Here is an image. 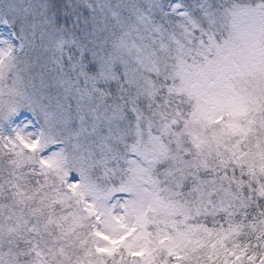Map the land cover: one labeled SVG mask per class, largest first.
<instances>
[{"label":"snow or ice","instance_id":"6c2138e0","mask_svg":"<svg viewBox=\"0 0 264 264\" xmlns=\"http://www.w3.org/2000/svg\"><path fill=\"white\" fill-rule=\"evenodd\" d=\"M0 264H264V0H0Z\"/></svg>","mask_w":264,"mask_h":264}]
</instances>
